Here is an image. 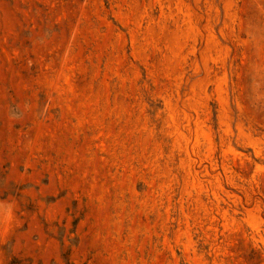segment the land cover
<instances>
[{
	"label": "rangeland",
	"instance_id": "1",
	"mask_svg": "<svg viewBox=\"0 0 264 264\" xmlns=\"http://www.w3.org/2000/svg\"><path fill=\"white\" fill-rule=\"evenodd\" d=\"M0 264H264V0H0Z\"/></svg>",
	"mask_w": 264,
	"mask_h": 264
}]
</instances>
